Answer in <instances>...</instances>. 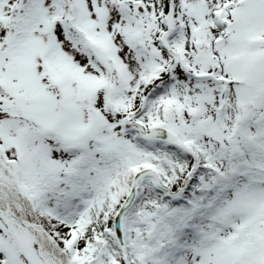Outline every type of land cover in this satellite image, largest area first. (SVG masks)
<instances>
[{"label":"snow or ice","instance_id":"1","mask_svg":"<svg viewBox=\"0 0 264 264\" xmlns=\"http://www.w3.org/2000/svg\"><path fill=\"white\" fill-rule=\"evenodd\" d=\"M0 264H264V0H0Z\"/></svg>","mask_w":264,"mask_h":264}]
</instances>
